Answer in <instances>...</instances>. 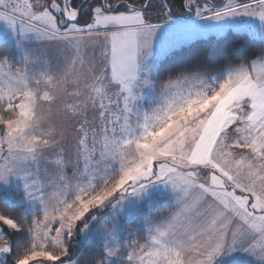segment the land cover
Returning a JSON list of instances; mask_svg holds the SVG:
<instances>
[{
  "label": "snow or ice",
  "instance_id": "obj_1",
  "mask_svg": "<svg viewBox=\"0 0 264 264\" xmlns=\"http://www.w3.org/2000/svg\"><path fill=\"white\" fill-rule=\"evenodd\" d=\"M0 264H264V0H0Z\"/></svg>",
  "mask_w": 264,
  "mask_h": 264
},
{
  "label": "trees",
  "instance_id": "obj_2",
  "mask_svg": "<svg viewBox=\"0 0 264 264\" xmlns=\"http://www.w3.org/2000/svg\"><path fill=\"white\" fill-rule=\"evenodd\" d=\"M257 46H258V42H257ZM245 48H247L248 51H254L255 47H248V46H244Z\"/></svg>",
  "mask_w": 264,
  "mask_h": 264
},
{
  "label": "rangeland",
  "instance_id": "obj_3",
  "mask_svg": "<svg viewBox=\"0 0 264 264\" xmlns=\"http://www.w3.org/2000/svg\"><path fill=\"white\" fill-rule=\"evenodd\" d=\"M211 2L219 4L221 2V0H211Z\"/></svg>",
  "mask_w": 264,
  "mask_h": 264
}]
</instances>
